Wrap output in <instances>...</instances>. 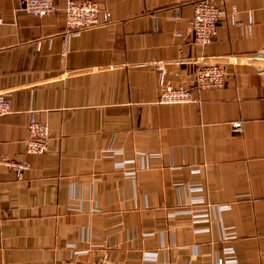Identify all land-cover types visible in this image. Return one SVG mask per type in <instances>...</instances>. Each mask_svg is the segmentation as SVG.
Wrapping results in <instances>:
<instances>
[{"label":"crops","instance_id":"1","mask_svg":"<svg viewBox=\"0 0 264 264\" xmlns=\"http://www.w3.org/2000/svg\"><path fill=\"white\" fill-rule=\"evenodd\" d=\"M66 1L0 0V264H264V0H216L228 14L205 45L196 0H97L111 21L65 51ZM157 60L174 86L202 62L226 81L159 103ZM32 114L43 154L26 149Z\"/></svg>","mask_w":264,"mask_h":264},{"label":"built area","instance_id":"2","mask_svg":"<svg viewBox=\"0 0 264 264\" xmlns=\"http://www.w3.org/2000/svg\"><path fill=\"white\" fill-rule=\"evenodd\" d=\"M26 8L35 15H45L55 9V0H25ZM236 10V7H234ZM228 10L225 5L216 0H196L193 3L192 15V33L194 41L205 45L210 43L218 34V28L221 21L227 16ZM66 29L63 33L65 41V51L71 46L73 37L79 35L83 29L108 23L111 21V14L108 10L103 9L97 0H67L65 7ZM1 22V19H0ZM181 35V33H178ZM198 63V62H197ZM154 65L159 72V83L161 93L158 99L159 103H187L198 102L192 94L196 88H218L222 87L226 81V69L220 62H202L197 67L193 86H174L166 82L167 67L163 61H155ZM11 111V101L8 92H0V116ZM29 128L31 136L26 142L28 152L44 153L48 150V136L50 128L31 115ZM242 121L233 123V130L240 131ZM4 163L11 166L19 176H22L31 164L25 161L4 160ZM223 205H218V211ZM224 258L218 259V264H225ZM65 264H77L75 261H67ZM92 264H115L107 259H99Z\"/></svg>","mask_w":264,"mask_h":264},{"label":"rangeland","instance_id":"3","mask_svg":"<svg viewBox=\"0 0 264 264\" xmlns=\"http://www.w3.org/2000/svg\"><path fill=\"white\" fill-rule=\"evenodd\" d=\"M2 116V115H1ZM40 121V120H39ZM41 122H43V123H45V124H48V123H46V122H44V121H41ZM49 126V125H48ZM50 128V127H49ZM31 132V131H30ZM30 136H31V133H30ZM49 137H50V133H49V136H48V140H49ZM28 152V151H27ZM28 153H31V154H43V153H33V152H28ZM45 153V152H44ZM16 161H18V160H16ZM25 162H28V161H25ZM30 163V162H29ZM31 167V166H30Z\"/></svg>","mask_w":264,"mask_h":264}]
</instances>
